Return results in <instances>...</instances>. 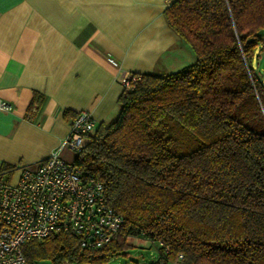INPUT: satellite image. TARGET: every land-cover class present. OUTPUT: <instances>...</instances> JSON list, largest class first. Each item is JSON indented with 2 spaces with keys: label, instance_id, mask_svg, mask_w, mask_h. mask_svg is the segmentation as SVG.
Returning <instances> with one entry per match:
<instances>
[{
  "label": "trees",
  "instance_id": "obj_1",
  "mask_svg": "<svg viewBox=\"0 0 264 264\" xmlns=\"http://www.w3.org/2000/svg\"><path fill=\"white\" fill-rule=\"evenodd\" d=\"M163 16L194 62L131 74L117 116L73 159L102 184L121 228L93 251L69 233L30 240L28 263L108 264L136 237L159 245L153 264H264V79L249 62L264 0H174Z\"/></svg>",
  "mask_w": 264,
  "mask_h": 264
},
{
  "label": "crops",
  "instance_id": "obj_2",
  "mask_svg": "<svg viewBox=\"0 0 264 264\" xmlns=\"http://www.w3.org/2000/svg\"><path fill=\"white\" fill-rule=\"evenodd\" d=\"M173 1L0 0V100L11 105L0 110V169L44 160L82 110L96 127L111 122L127 75L187 66L188 45L163 16ZM127 242L158 255L159 245Z\"/></svg>",
  "mask_w": 264,
  "mask_h": 264
},
{
  "label": "built area",
  "instance_id": "obj_3",
  "mask_svg": "<svg viewBox=\"0 0 264 264\" xmlns=\"http://www.w3.org/2000/svg\"><path fill=\"white\" fill-rule=\"evenodd\" d=\"M130 76L122 79L123 88H128ZM0 110L10 111L11 105L0 100ZM95 129L90 111L78 112L48 157L16 168L8 180L0 179V264H35L25 260L22 246L51 233L74 235L81 248L93 251L106 247L119 231L123 218L106 203L102 184L83 176L73 160L60 155L65 148L77 156ZM151 258L153 264L159 257Z\"/></svg>",
  "mask_w": 264,
  "mask_h": 264
},
{
  "label": "rangeland",
  "instance_id": "obj_4",
  "mask_svg": "<svg viewBox=\"0 0 264 264\" xmlns=\"http://www.w3.org/2000/svg\"><path fill=\"white\" fill-rule=\"evenodd\" d=\"M262 41L259 44V49L254 51V54L249 58L251 67L255 74L264 79V34L261 35ZM195 56L193 51L188 46V64L194 62ZM130 250V249H129ZM127 256H121L119 259H112L108 264H149L151 263V255L147 250H143L140 254H134L129 251ZM35 264H50L48 261H40ZM167 264H179L178 262H168Z\"/></svg>",
  "mask_w": 264,
  "mask_h": 264
}]
</instances>
